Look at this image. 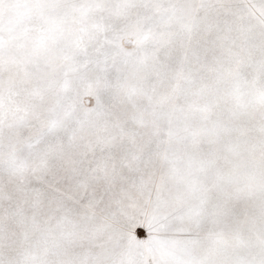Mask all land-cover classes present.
<instances>
[{
  "label": "snow or ice",
  "instance_id": "6c2138e0",
  "mask_svg": "<svg viewBox=\"0 0 264 264\" xmlns=\"http://www.w3.org/2000/svg\"><path fill=\"white\" fill-rule=\"evenodd\" d=\"M0 264H264V0H0Z\"/></svg>",
  "mask_w": 264,
  "mask_h": 264
}]
</instances>
